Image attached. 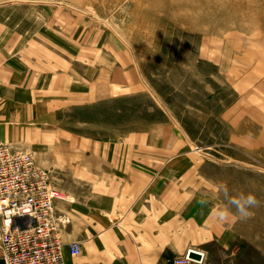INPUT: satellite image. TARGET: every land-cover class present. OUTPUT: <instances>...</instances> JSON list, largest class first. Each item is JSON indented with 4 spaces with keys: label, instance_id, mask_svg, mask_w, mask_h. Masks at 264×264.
<instances>
[{
    "label": "rangeland",
    "instance_id": "rangeland-1",
    "mask_svg": "<svg viewBox=\"0 0 264 264\" xmlns=\"http://www.w3.org/2000/svg\"><path fill=\"white\" fill-rule=\"evenodd\" d=\"M134 137L173 173L176 226L217 221L233 239L208 264H264L237 254L264 243V0H0V144L53 185L54 158ZM241 192L253 214L219 220Z\"/></svg>",
    "mask_w": 264,
    "mask_h": 264
},
{
    "label": "crops",
    "instance_id": "crops-1",
    "mask_svg": "<svg viewBox=\"0 0 264 264\" xmlns=\"http://www.w3.org/2000/svg\"><path fill=\"white\" fill-rule=\"evenodd\" d=\"M131 140L130 148L102 146L71 153L64 157L63 169L56 158L49 164L55 179L64 177L53 185L68 199L56 202L71 219L61 233L65 264H170L188 249L204 252L208 264L206 257L214 248L231 246L233 253V239H224L222 223L176 226L174 176L156 168L158 142L149 137ZM96 141L106 145L100 141L111 140ZM72 241L80 244L76 257L67 250ZM256 241L247 239L237 254L264 257V243Z\"/></svg>",
    "mask_w": 264,
    "mask_h": 264
},
{
    "label": "built area",
    "instance_id": "built-area-1",
    "mask_svg": "<svg viewBox=\"0 0 264 264\" xmlns=\"http://www.w3.org/2000/svg\"><path fill=\"white\" fill-rule=\"evenodd\" d=\"M68 200L52 185L31 153L0 144V250L4 264H65L61 233L70 216L55 207ZM68 253L80 254L78 241ZM201 255L189 257V251ZM170 264H206L203 253L188 249Z\"/></svg>",
    "mask_w": 264,
    "mask_h": 264
},
{
    "label": "clouds",
    "instance_id": "clouds-1",
    "mask_svg": "<svg viewBox=\"0 0 264 264\" xmlns=\"http://www.w3.org/2000/svg\"><path fill=\"white\" fill-rule=\"evenodd\" d=\"M221 188L225 195H227V187L222 185ZM258 205L259 201L252 192H241L238 196L230 197L228 205L217 209V217L221 221H226L229 216H231L233 219H247L253 214L252 209ZM233 207L235 212L231 210Z\"/></svg>",
    "mask_w": 264,
    "mask_h": 264
},
{
    "label": "water",
    "instance_id": "water-1",
    "mask_svg": "<svg viewBox=\"0 0 264 264\" xmlns=\"http://www.w3.org/2000/svg\"><path fill=\"white\" fill-rule=\"evenodd\" d=\"M189 257H192V258H197L199 259L201 257V255L193 250L189 251Z\"/></svg>",
    "mask_w": 264,
    "mask_h": 264
},
{
    "label": "bare ground",
    "instance_id": "bare-ground-1",
    "mask_svg": "<svg viewBox=\"0 0 264 264\" xmlns=\"http://www.w3.org/2000/svg\"><path fill=\"white\" fill-rule=\"evenodd\" d=\"M57 201H58V200H57ZM57 201H55V204H54V205H55V207H56V202H57ZM56 208H57V207H56ZM70 220H71V219H70ZM61 237H62V235H61ZM79 245H80V244H79ZM199 252H200V251H199ZM201 253H202V252H201ZM203 253H204V252H203ZM204 254H205V253H204Z\"/></svg>",
    "mask_w": 264,
    "mask_h": 264
}]
</instances>
